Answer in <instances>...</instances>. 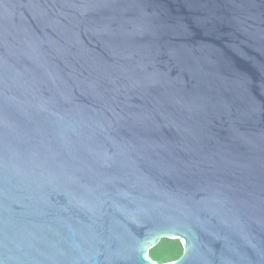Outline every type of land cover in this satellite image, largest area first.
Segmentation results:
<instances>
[{"label":"water","instance_id":"1","mask_svg":"<svg viewBox=\"0 0 264 264\" xmlns=\"http://www.w3.org/2000/svg\"><path fill=\"white\" fill-rule=\"evenodd\" d=\"M264 264V0H0V264Z\"/></svg>","mask_w":264,"mask_h":264},{"label":"trees","instance_id":"2","mask_svg":"<svg viewBox=\"0 0 264 264\" xmlns=\"http://www.w3.org/2000/svg\"><path fill=\"white\" fill-rule=\"evenodd\" d=\"M183 252L184 248L180 240L162 239L149 251V256L157 264H165L178 260Z\"/></svg>","mask_w":264,"mask_h":264}]
</instances>
